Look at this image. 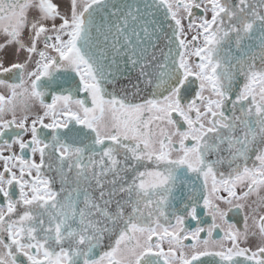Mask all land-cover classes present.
Returning a JSON list of instances; mask_svg holds the SVG:
<instances>
[{"label": "snow or ice", "instance_id": "snow-or-ice-1", "mask_svg": "<svg viewBox=\"0 0 264 264\" xmlns=\"http://www.w3.org/2000/svg\"><path fill=\"white\" fill-rule=\"evenodd\" d=\"M0 264H264V0H0Z\"/></svg>", "mask_w": 264, "mask_h": 264}, {"label": "flooded vegetation", "instance_id": "flooded-vegetation-1", "mask_svg": "<svg viewBox=\"0 0 264 264\" xmlns=\"http://www.w3.org/2000/svg\"><path fill=\"white\" fill-rule=\"evenodd\" d=\"M61 2H62V4H67L68 0H61ZM224 207H226V206H224ZM231 215L232 214H230V218H231ZM206 219H208V218H206Z\"/></svg>", "mask_w": 264, "mask_h": 264}]
</instances>
